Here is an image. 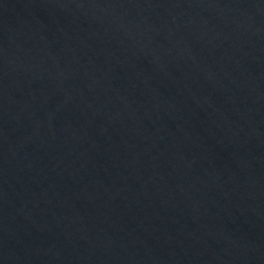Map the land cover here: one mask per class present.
<instances>
[{"label": "water", "instance_id": "95a60500", "mask_svg": "<svg viewBox=\"0 0 264 264\" xmlns=\"http://www.w3.org/2000/svg\"><path fill=\"white\" fill-rule=\"evenodd\" d=\"M0 264H264V0H0Z\"/></svg>", "mask_w": 264, "mask_h": 264}]
</instances>
